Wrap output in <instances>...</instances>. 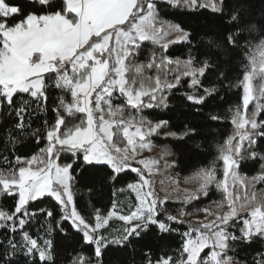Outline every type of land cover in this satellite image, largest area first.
Wrapping results in <instances>:
<instances>
[{
	"label": "snow or ice",
	"instance_id": "1",
	"mask_svg": "<svg viewBox=\"0 0 264 264\" xmlns=\"http://www.w3.org/2000/svg\"><path fill=\"white\" fill-rule=\"evenodd\" d=\"M202 9L226 19L232 30L193 43L192 32L166 19ZM242 12L228 0H0V200H13L0 205V264H57L58 237H79L67 264H105L112 249L127 250L136 264L135 244L153 227L161 238L179 234L181 243L175 256L153 260L145 252L143 264H264V198L235 195L237 184L264 185V119L258 118L264 83L255 84L264 82V24L245 21ZM254 33L256 43L249 39ZM165 37L173 38L162 43ZM148 44L158 47L148 50ZM172 44L186 47L183 58L171 56ZM237 48L247 61L239 80L243 110L234 111L235 131L218 147L223 179L213 162L195 174V190L177 197L187 205L214 186L223 195L217 208L226 203L227 210L197 209L205 218L185 221L191 213L170 210L172 195L161 197L155 188L160 160L138 158L169 123L143 112L167 109V93L183 85L184 100L194 106L219 96L226 84L233 86L221 56ZM195 134L188 126L167 133L181 139ZM30 142L38 150L21 155ZM246 161L259 165L251 178L239 172ZM128 173L134 175L119 191L134 194L135 204L126 211L115 200L106 213L78 208L77 176L115 184ZM45 198L55 207H32ZM114 219L123 226L112 233Z\"/></svg>",
	"mask_w": 264,
	"mask_h": 264
},
{
	"label": "trees",
	"instance_id": "2",
	"mask_svg": "<svg viewBox=\"0 0 264 264\" xmlns=\"http://www.w3.org/2000/svg\"><path fill=\"white\" fill-rule=\"evenodd\" d=\"M232 8L239 5L242 9V15L245 21H252L260 25L264 24V0H228ZM166 19L172 23H179L184 28L192 32L195 36L193 43L201 40H207L211 33L212 38H221L227 31L232 29L227 24L226 19L219 17L210 10H200V12H191L187 14L177 13L175 16H168ZM259 35L254 33L249 39L254 43L259 40ZM154 46L148 44V50H152ZM186 47L180 44H174L169 47L168 52L173 58H183L186 53ZM223 61V70L228 74V82L233 86L226 87L220 91L219 96L209 99L204 106H194L184 100L183 93L187 90V85L173 89L168 92L169 107L167 109L156 107L153 109H146L143 115L153 121L167 120L168 125L158 134L152 137V144L162 151V170L165 174L178 176L180 179L194 176L200 169L208 167L216 161L218 157V147L225 141V139L235 131V125L232 124V117L234 111L239 107L243 110L242 97L243 91L239 84L242 76V66L247 63L245 55L240 48L229 51L227 54L221 56ZM154 75L155 73H149ZM261 82H255L258 87ZM207 84V81H205ZM258 95V93H257ZM255 101L249 104V113L254 109ZM216 115L219 120H211L209 117ZM259 119H264V112L260 114ZM193 127L196 129L195 135L187 136L183 139L167 135L169 132L182 133L185 127ZM264 146V140L260 142ZM43 146V145H41ZM167 148L169 155L163 156L164 149ZM37 146L34 142H30L27 146L22 147L20 154L31 156L37 151ZM68 160V155L61 154L60 163H65ZM165 162L168 167L163 166ZM174 162V163H173ZM222 167L221 164L217 166V173L220 175ZM259 165L252 161H246L239 169L241 176L251 178L259 172ZM134 174L128 173L124 179L112 184L110 182L102 181L99 177L88 176L81 179L77 176V182L74 185V192L76 194L77 206L85 213H91L93 208H99L102 212H107L113 200L116 198L117 191L126 186V182L131 181ZM87 185V186H86ZM89 188L92 189L89 192ZM264 190V185L251 184L240 185L235 187V195L244 197L251 195L253 192L257 193V199L264 197L260 196V191ZM220 192L211 188L209 195L199 200H193L191 203L184 205L188 211L194 207L198 208L200 204H206L217 201ZM13 203L11 198L0 200V205L10 207ZM48 207L54 208L55 202L51 198H45L39 205L33 204L32 207ZM175 204H169L170 210L174 211ZM58 211V209H56ZM181 231L185 230L181 226ZM75 235V234H73ZM57 247V264H67L68 252L78 246L79 237L74 239H63L58 237ZM181 243L179 234L172 233L163 238L157 233L155 227L149 232L145 233L143 239L135 244L136 264H143V254L145 252L151 253V259L155 260L162 254L176 255V250ZM258 244H254L251 248H247L248 253L253 252ZM231 254V253H229ZM245 253L240 252L243 256ZM250 258V257H249ZM105 264H132V257L127 250L112 249L105 257Z\"/></svg>",
	"mask_w": 264,
	"mask_h": 264
},
{
	"label": "rangeland",
	"instance_id": "3",
	"mask_svg": "<svg viewBox=\"0 0 264 264\" xmlns=\"http://www.w3.org/2000/svg\"><path fill=\"white\" fill-rule=\"evenodd\" d=\"M172 38L173 37H165L162 39L161 42L162 43L166 42L168 39H172ZM256 42H258V40ZM256 42H254V43H256ZM172 45H174V44H172ZM172 45H170V46H172ZM131 111H132L131 109H128L129 113ZM121 146H123V144H121ZM138 158H150V159L160 160L161 166H162V151L159 148H157L156 146H154L153 144H152L151 150H144L141 153V156ZM219 164H221L222 167H220L221 173L218 176L221 179H223V164L221 161L218 160V157H217L216 161H215L216 168ZM161 166L159 168V171L154 176V179L156 181L155 188L157 189V191L159 192V195L161 197H163L165 192L170 193L172 195V200L175 202L171 203V204H175V207H174L175 212L179 211L181 208H183L184 211L191 213V215L184 217L185 221L203 220L205 218L206 213H204L203 211H197V209L209 208L215 212L227 210V204L226 203H225L223 209H218L216 206V202L221 201L223 199V195L219 191L220 196H219V198H217V201L206 203V204H200V206L198 208L194 209V207H193L192 209H189L187 211L184 208V205H182L180 203V200L177 199V197L182 199L183 195H184V192H183L184 189H189L191 191V190H195L199 186L198 181L195 178V175L180 179L178 176L165 174L163 172ZM176 182H178V183H176ZM228 183L230 185L232 184L231 178H229ZM124 187H126V186H124ZM212 188L216 191V188L214 186ZM230 190H232V189L230 188ZM115 196H116L115 201L117 202V204L119 206H122L125 211L128 209L130 204H135L134 194H131L127 190L124 192H120L118 190ZM202 198H204V197H202ZM237 203H239V201H237ZM242 215H246V213H242ZM208 219H212V217L209 216ZM122 226H123V222L114 219L110 222L109 232L115 233L118 230H120L122 228ZM184 227L186 230V226H184ZM208 251H210V250L205 249V253H207ZM205 253H202L201 255L203 256Z\"/></svg>",
	"mask_w": 264,
	"mask_h": 264
}]
</instances>
